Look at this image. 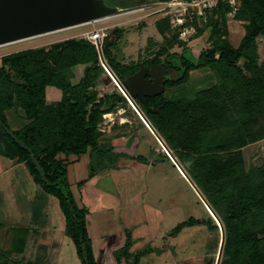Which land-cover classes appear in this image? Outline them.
Masks as SVG:
<instances>
[{
    "label": "trees",
    "instance_id": "trees-1",
    "mask_svg": "<svg viewBox=\"0 0 264 264\" xmlns=\"http://www.w3.org/2000/svg\"><path fill=\"white\" fill-rule=\"evenodd\" d=\"M237 1L234 19L245 28L238 47L231 43L227 28L234 8L230 1L220 0L206 13L204 27H200L197 17L181 27L171 26L170 17L160 21L158 29L166 46L157 52L148 49L147 59L142 60L150 65L171 66L179 72L181 79L169 82L167 89L185 84L191 72L204 68L217 74V85L199 91L195 97L178 92L167 98L164 93L155 100L156 107H161L160 114L151 113L139 99L135 102L220 218L226 235L221 264H264V163L247 170L242 152L264 140V63H259L257 51L258 38H264V0ZM129 2L137 7L148 0ZM190 25L200 36L211 29L212 46L196 60L190 50L180 55L170 53L176 46H185L180 36ZM130 32L115 28L102 45L108 66L121 82L138 69L137 63L122 74L117 71L122 66L117 53ZM81 66L83 75L75 82L74 71ZM101 78L112 81L100 64L97 47L83 39L10 54L0 65V156L24 164L36 184L58 199L66 219L65 233L82 264L98 263L88 235V209L77 206L66 186L69 167L104 147L100 129L103 116L124 108L125 113L131 110L142 122L116 85L115 91L96 100L95 89ZM47 88L62 93L55 107L47 105ZM147 102L151 107L152 101ZM14 118H23L24 126L13 129ZM5 127L32 150L48 183L36 170L31 155L17 145ZM160 154L173 164L166 152ZM134 159L149 164L144 156ZM84 184L81 182L80 188ZM201 226L220 231L209 214L208 219L189 218L170 235L177 237L186 228ZM132 235L126 234L119 253L126 264H142L153 250L148 246L134 252ZM122 258H117L118 264Z\"/></svg>",
    "mask_w": 264,
    "mask_h": 264
},
{
    "label": "rangeland",
    "instance_id": "rangeland-1",
    "mask_svg": "<svg viewBox=\"0 0 264 264\" xmlns=\"http://www.w3.org/2000/svg\"><path fill=\"white\" fill-rule=\"evenodd\" d=\"M129 1L139 0H105L110 8L133 6ZM215 1L172 0L167 3L148 0L140 5L142 12L0 48V65L10 54L70 39L89 41L87 37L98 30L104 29L109 34L115 28H124L131 32L120 48L121 52L117 53L122 62L117 71L122 74L129 70L130 65H137L138 62L146 60L148 49L157 52L166 46L158 29L160 21L170 17L171 26L178 27L174 23L175 16L178 17V12H183L189 3H193L196 6L194 9L199 11L204 8L205 3L212 5ZM223 1H231L234 8V12L229 14L227 28L231 43L238 47L245 34L244 24L234 19L238 1ZM205 23L202 19L200 27H204ZM210 36L211 29L200 36L194 26H187L180 36L185 46H176L170 53L180 55L190 50L196 60L203 50L211 48ZM257 51L259 63L263 64L264 38H258ZM243 64L244 61L240 62V66ZM83 70L84 67L81 66L74 71L75 82L80 80ZM102 77H105L104 74ZM103 79L101 78L95 89L96 100L115 91L114 82ZM218 82L217 74L211 69L196 70L190 73L185 84L166 89L164 96L169 98L180 92L188 97H195L199 91L217 85ZM51 89L53 90L46 91V102L47 105L55 107L61 101L62 93L55 88ZM129 105L131 106L130 103ZM124 113V109H118L107 115L108 117L103 116L100 129L104 147L100 146L98 152L80 158V162H75L68 171L66 186L78 207L84 208L79 185L81 182L85 185L93 184L105 193L101 202L104 209L88 210L86 218L93 250L99 253L100 248L109 245L113 236L121 232L126 236L128 232H132L133 239L137 240V247L133 248L135 251L148 246L153 250L142 259V264H216L221 244L220 231H210L201 226L186 228L177 237L170 235L179 224L189 218L208 219L207 208L174 163L160 154L165 151L146 124L142 121L143 125L131 110ZM24 124L23 118L12 119V128L15 130ZM122 145L123 151L118 149V146ZM242 152L247 170H250L251 166H260L264 163V140L247 146ZM139 156H144L149 161V164L145 165L148 167L146 171H137V164L144 166L134 159ZM76 160L73 158V161ZM116 171L124 177L123 190L119 189V186L123 185H118L114 178ZM129 193L132 194L130 200ZM98 194L100 193L96 195ZM93 195H89L90 199ZM144 220L148 221L149 232L144 225L135 228V224H146ZM65 221L58 199L50 195L43 186L36 184L25 166L23 168L22 164L0 156V262L11 260L10 264H26L30 261L41 264H81L72 240L61 236ZM24 238H27L28 242L25 253L20 254L23 245L21 239ZM124 245L125 242L116 249V262L119 256L123 257L119 251ZM70 257L78 258V262H73ZM125 261L126 259L122 258L120 264H126Z\"/></svg>",
    "mask_w": 264,
    "mask_h": 264
},
{
    "label": "water",
    "instance_id": "water-1",
    "mask_svg": "<svg viewBox=\"0 0 264 264\" xmlns=\"http://www.w3.org/2000/svg\"><path fill=\"white\" fill-rule=\"evenodd\" d=\"M139 9L140 6L110 8L105 0H0V46ZM97 50L101 66L111 79L114 78L119 91L127 98L140 119L155 135L164 151L188 180L219 226L221 244L216 264H221L226 235L220 218L135 102V99H139L151 113L160 114L161 107H156L155 98L165 93V85L168 80L181 79L179 72L175 69H167L160 64L152 65L148 69L144 63H140L138 72L121 82L108 66L100 42L97 43ZM147 99L153 101L151 108L148 106ZM4 129L21 149L31 155L36 170L43 181L48 183L45 172L34 157L32 150L12 131L6 127Z\"/></svg>",
    "mask_w": 264,
    "mask_h": 264
},
{
    "label": "crops",
    "instance_id": "crops-1",
    "mask_svg": "<svg viewBox=\"0 0 264 264\" xmlns=\"http://www.w3.org/2000/svg\"><path fill=\"white\" fill-rule=\"evenodd\" d=\"M47 90H53V89L48 88ZM122 148L124 149V146L123 145L122 146H118V149L122 150ZM122 153H124V152H122ZM137 166H138V167H136L137 168V171L138 170H142V171L145 170L146 171V169L148 168L145 165L143 166V165H138L137 164ZM22 167L24 168V165L23 164H22ZM116 174L117 175H115L114 178H116V182H117L118 185H120V184L123 185L121 187L119 186V189L120 190H123V188H124V184H123V182H124L123 180L124 179L123 178L124 177H123V175H121L120 172L118 173V171H116ZM80 189H81V192L80 193H81V197H82V205L84 207H86L90 211H98V210H101V208H103L102 203H101L102 202V197L104 196L103 194H105L103 192V190L97 189L93 184H86V185L84 184ZM97 193H100V194H98V196H97L96 195ZM90 194H91V196L94 194L93 195V198H91V199L89 197ZM130 197H132V194L131 193H129L128 200H130ZM132 214L134 215V212ZM145 222H146V224H144L143 222L142 223H139V224H135V228L138 229V228H140L141 225H144L145 228L147 227V232H149L148 231V229H149L148 228V221H145ZM64 225L65 226L63 227V229H62L63 231L62 232L65 235L64 236H63V234L62 235L60 234V235L63 238H66L67 237V235L65 233V230H66V221H65V224ZM125 238H126L125 234H123L121 232L120 234L115 235V236H113L110 239V241L108 243L109 244L108 246L107 245H104L102 248H100L101 250H100L99 253L95 252V250H94L95 259H96L97 263L98 264H118V262H116L114 260V254L116 252V249L119 248V247H121L124 244V242H126L125 241ZM141 240H143V238H141ZM136 241L137 240H135L134 248L137 247V242ZM27 242H28V239L27 238L26 239L25 238L24 239H21V243L23 245H22V248H21V250L19 252L20 254H24L25 253V249H26V246H27ZM63 243L65 245V242H63ZM45 244L49 245V243H45ZM133 251H135V250L133 249ZM2 256H4V254H2ZM5 257H8V256L5 255ZM36 259H38V257H36ZM70 260H72L73 262L74 261L75 262H78V258L76 259L75 257H70ZM10 262H11V260L4 261V263H1L0 262V264H10ZM26 264H41V263L40 262L38 263L36 261L35 262L34 261H30V262H26ZM78 264H80V263H78Z\"/></svg>",
    "mask_w": 264,
    "mask_h": 264
},
{
    "label": "built area",
    "instance_id": "built-area-1",
    "mask_svg": "<svg viewBox=\"0 0 264 264\" xmlns=\"http://www.w3.org/2000/svg\"><path fill=\"white\" fill-rule=\"evenodd\" d=\"M219 1L220 0H216L215 3H213L212 5L210 3H208V5L205 3L204 8H201L199 11L194 9V8H196V6L193 5V3L192 4L189 3L188 7L183 12L182 11L178 12L179 16L178 17L175 16L176 19H174V23H176L178 27L185 26L187 23L192 22V19L194 17L198 18L197 20L199 21V23L201 22L202 19H204L206 21V13L209 10H212L214 7H216V5ZM171 8H173V6ZM139 10H141V9H139ZM132 11H136V10H132ZM107 35H108V33L104 29H101V30H98L95 33L91 34L89 37H87V40L92 42L97 47V43H99V42L101 43V45H103L104 39L107 37ZM112 81L117 86V83L114 80V78H112ZM117 88L119 89L118 86H117Z\"/></svg>",
    "mask_w": 264,
    "mask_h": 264
},
{
    "label": "bare ground",
    "instance_id": "bare-ground-1",
    "mask_svg": "<svg viewBox=\"0 0 264 264\" xmlns=\"http://www.w3.org/2000/svg\"><path fill=\"white\" fill-rule=\"evenodd\" d=\"M138 12H142V10L131 11L129 13L126 12V13L121 14V15L110 16V17H106V18H103V19H100V20L93 21V22L84 23V24H81V25H78V26L69 27V28H65V29L58 30V31L46 33V34H43V35H40V36H36V37H32V38H27V39H23V40H19V41L13 42V43H8V44H5V45H1L0 48L7 47V46H11V45H15V44H19V43H23V42L30 41V40H33V39H38V38H41V37H46V36L58 34V33H61V32L70 31V30H73V29H78V28H81V27H87V26H90V25H93V24H96V23L105 22V21H108V20L120 18V17L127 16V15H130V14L138 13ZM127 122H124V123H127Z\"/></svg>",
    "mask_w": 264,
    "mask_h": 264
},
{
    "label": "flooded vegetation",
    "instance_id": "flooded-vegetation-1",
    "mask_svg": "<svg viewBox=\"0 0 264 264\" xmlns=\"http://www.w3.org/2000/svg\"><path fill=\"white\" fill-rule=\"evenodd\" d=\"M140 63H144L145 66H146L148 69H150V67H151L152 65L160 64V63H156V64H152V65H150V64L147 63V62L145 63V61H144V62H138V69H137L136 72H138V70H139V64H140ZM160 65H163V64H160ZM163 66L166 67L167 69H173L171 66H165V65H163ZM136 72H135V73H136ZM135 73H134V74H135ZM171 81H177V80H175V79H174V80H168L167 83H166V85H165V92H166V89H167V84H168L169 82H171ZM156 98H157V97H156ZM156 98H155V100H156ZM147 100H148V99H147ZM150 100H151V99H150ZM140 101H141V100H140ZM151 101H152V100H151ZM152 103H153V101H152ZM155 105H156V104H155ZM152 106H153V104H152ZM152 106H151V107H152ZM151 107L149 106V108H151ZM147 109H148V108H147Z\"/></svg>",
    "mask_w": 264,
    "mask_h": 264
}]
</instances>
